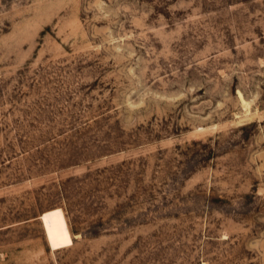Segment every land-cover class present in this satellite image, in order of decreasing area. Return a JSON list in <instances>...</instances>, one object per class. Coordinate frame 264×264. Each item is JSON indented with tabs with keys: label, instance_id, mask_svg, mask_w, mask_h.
<instances>
[{
	"label": "rangeland",
	"instance_id": "obj_1",
	"mask_svg": "<svg viewBox=\"0 0 264 264\" xmlns=\"http://www.w3.org/2000/svg\"><path fill=\"white\" fill-rule=\"evenodd\" d=\"M0 264H264V0H0Z\"/></svg>",
	"mask_w": 264,
	"mask_h": 264
},
{
	"label": "bare ground",
	"instance_id": "obj_2",
	"mask_svg": "<svg viewBox=\"0 0 264 264\" xmlns=\"http://www.w3.org/2000/svg\"><path fill=\"white\" fill-rule=\"evenodd\" d=\"M240 97H241V94H240ZM243 101V100H242ZM247 104H245L244 106H246Z\"/></svg>",
	"mask_w": 264,
	"mask_h": 264
}]
</instances>
